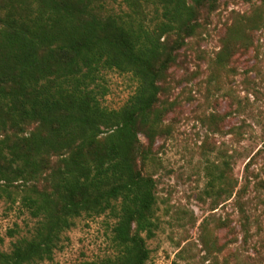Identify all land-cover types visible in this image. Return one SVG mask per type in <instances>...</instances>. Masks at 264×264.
I'll return each mask as SVG.
<instances>
[{
  "label": "trees",
  "instance_id": "16d2710c",
  "mask_svg": "<svg viewBox=\"0 0 264 264\" xmlns=\"http://www.w3.org/2000/svg\"><path fill=\"white\" fill-rule=\"evenodd\" d=\"M220 1L124 0L106 14L103 0H0V200L36 220L0 264L50 262L78 219L108 214L115 255L79 264L149 263L159 226L146 167L170 133V71ZM261 2L230 29L222 62L264 27ZM108 71L137 83L119 110L102 104ZM207 170V192L230 200L229 162Z\"/></svg>",
  "mask_w": 264,
  "mask_h": 264
},
{
  "label": "rangeland",
  "instance_id": "374dc122",
  "mask_svg": "<svg viewBox=\"0 0 264 264\" xmlns=\"http://www.w3.org/2000/svg\"><path fill=\"white\" fill-rule=\"evenodd\" d=\"M261 5V0H221L170 71L163 97L173 104L166 121L170 133L157 141L146 167L157 183L159 226L147 241L148 264H264V27L249 30L246 42L222 62L236 20ZM103 6L112 14L125 3L103 0ZM104 80L108 95L102 104L110 110L122 108L137 87L130 74L108 71ZM225 160L235 187L228 201L223 193L207 192V169ZM115 224L110 214L78 219L53 260L42 264L114 256ZM35 225L20 204L0 200V252L32 236ZM10 231L16 232L13 238Z\"/></svg>",
  "mask_w": 264,
  "mask_h": 264
}]
</instances>
